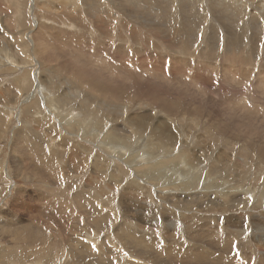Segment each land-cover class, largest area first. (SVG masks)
Here are the masks:
<instances>
[{
  "label": "rangeland",
  "instance_id": "1",
  "mask_svg": "<svg viewBox=\"0 0 264 264\" xmlns=\"http://www.w3.org/2000/svg\"><path fill=\"white\" fill-rule=\"evenodd\" d=\"M253 146L264 0H0V264H264Z\"/></svg>",
  "mask_w": 264,
  "mask_h": 264
},
{
  "label": "bare ground",
  "instance_id": "2",
  "mask_svg": "<svg viewBox=\"0 0 264 264\" xmlns=\"http://www.w3.org/2000/svg\"><path fill=\"white\" fill-rule=\"evenodd\" d=\"M218 2L220 1V0H217ZM78 90V89H77ZM59 101V100H58ZM99 104V103H98ZM92 107H93V105H92ZM101 111V110H100ZM261 139V138H260ZM243 140V139H242ZM249 141V140H248ZM248 141H247V143H248ZM263 141V140H262ZM250 143V142H249ZM261 142H259V144H260ZM251 144H252V142H251ZM252 145H254V144H252ZM260 146H262V145H260ZM241 147V146H240ZM245 148V147H244ZM244 148H242V149H244ZM246 148H248V146L246 147ZM251 148V147H250ZM255 148V149H254ZM239 150V149H238ZM248 150V149H247ZM246 151V149L245 150H241V151H237L238 153L237 154H239V158H241V159H244V162H245V159H247L246 160V162L247 163H249V161H250V163L249 164H254V162L256 161L255 160V158H256V156L258 155V156H260V157H263V159L261 160V162L264 164V149L263 148H261V147H259V146H256V147H254L253 146V151L254 152H256V156L254 155V156H252L251 157V155H249V154H247L248 152H245ZM250 152H252V151H249V153ZM236 153V152H235ZM255 154V153H254ZM258 159V158H257ZM245 162V163H246ZM260 162V161H259ZM259 164V163H258ZM160 165V164H159ZM251 166V165H250ZM254 166V165H253ZM249 169V172L251 173V174H245L243 177H242V181H246V180H248L249 182H250V180H251V183L252 184H255V185H257V184H260V183H258L257 181H255V179H256V177L257 176H260V178L262 177V176H264V172L262 171L261 172V170H258V167L257 168H255V169H257V171L254 173V169L252 170L251 168H248ZM150 171V170H149ZM245 173V172H244ZM247 173V172H246ZM153 177V176H152ZM153 178H155V176L153 177ZM239 178V177H238ZM260 178L258 179V180H260ZM260 182V181H259ZM191 183H188V185H187V187L188 188H190L191 190H192V187H193V185H190ZM251 184V185H252ZM253 186V185H252ZM255 187V186H254ZM256 188H257V186H256ZM260 189V188H259ZM228 193V196H230V195H232V199H234L235 198V196L236 195H238L239 193L238 192H236L235 193V191L234 190H232L231 192H227ZM236 194V195H235ZM262 195V194H261ZM211 196V195H210ZM226 196H227V194H226ZM245 196V197H244ZM244 196H239V197H236V201H239V203H238V205L239 206H245V207H249V206H251V204H250V200H251V197H247V195H245L244 194ZM215 198V199H214ZM214 198H212L211 199V203H216V204H218V203H221L222 201H221V199L220 198H218V197H215L214 196ZM188 200V199H187ZM190 201V200H189ZM187 202L188 201H180V204H181V207H182V205L183 206H186L187 205ZM210 202V201H209ZM208 203V202H207ZM190 204V203H189ZM188 204V205H189ZM209 205V204H208ZM191 206V205H190ZM190 206H188L189 208H190ZM236 207V206H235ZM172 214V213H171ZM173 215V214H172ZM176 217L178 216V215H175ZM189 217V216H188ZM187 219V218H186ZM189 219V218H188ZM154 221H158V219H154ZM160 221V220H159ZM192 222V221H191ZM183 223V222H182ZM191 224H193V223H191ZM191 224H190V226H191ZM264 224V223H263ZM134 225V224H133ZM169 225H172V226H176V229L177 230H180L184 225H182L180 222H176V219H174L173 220V222L171 223H169ZM123 227H125L124 225H122ZM136 226V225H135ZM167 226V225H166ZM187 226V225H186ZM189 226V225H188ZM178 227H180V228H178ZM254 228V233H252L254 236H255V240L257 241V244L258 245H260V246H262V245H264V225L263 226H261L260 224H256V226L255 227H253ZM235 230V229H234ZM238 231V234H240L241 236H244V234L247 232V228L246 229H243V230H237ZM126 232H127V230H126ZM196 232H197V230H196ZM195 232V233H196ZM131 235H130V234ZM129 233H127V235L130 237V238H132V239H135L136 241H138L140 244H146V245H150V244H154L155 242H156V240H149V241H147L148 239H146L145 238V236H142V237H136V236H134L131 232H129ZM236 233V232H235ZM237 234V233H236ZM126 236V235H125ZM193 236V235H192ZM195 236V235H194ZM197 236V235H196ZM201 236V235H200ZM249 236V235H248ZM123 237V236H122ZM202 238V237H201ZM198 240V239H197ZM201 240V239H200ZM199 240V241H200ZM248 240H250V239H248ZM130 241V240H129ZM128 241V242H129ZM198 245V244H197ZM196 246V245H195ZM224 246H226V245H224ZM260 246H257L256 245V248L258 247H260ZM192 248H193V246H192ZM195 248V247H194ZM191 249V248H190ZM167 250H170V249H167ZM166 250V251H167ZM194 250H196V249H194ZM162 251V250H161ZM192 252V251H191ZM195 251H193V253H194ZM259 253H260V255H257V257H259L260 258V260H261V262H263V260H264V251L263 250H260L259 251ZM207 254H209V253H207ZM212 254V253H211ZM211 254H209L208 255V257H205V256H201V255H198V253H196V254H194V256H196V257H199V258H201L202 260H206V259H210V255ZM203 255H205V254H203ZM222 258L223 257H221V258H214L213 260H209V261H206V264H214L215 263V261L216 260H222ZM259 258H257V261H259L258 259ZM224 259V258H223ZM215 264H217V263H215ZM228 264V263H227Z\"/></svg>",
  "mask_w": 264,
  "mask_h": 264
}]
</instances>
